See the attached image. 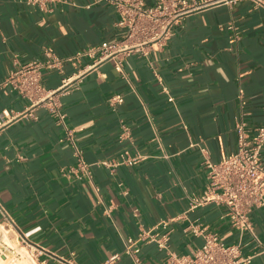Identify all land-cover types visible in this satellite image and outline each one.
Listing matches in <instances>:
<instances>
[{
	"label": "crops",
	"instance_id": "0c3cea01",
	"mask_svg": "<svg viewBox=\"0 0 264 264\" xmlns=\"http://www.w3.org/2000/svg\"><path fill=\"white\" fill-rule=\"evenodd\" d=\"M118 21L106 1L0 0V222L29 233L44 264H134L126 241L141 232L143 264L188 254L205 233L227 243L241 237L225 204L190 203L207 187L208 162L236 150L242 110L251 130L264 124V7L200 6L163 44L134 50L121 65L67 59L123 38ZM34 61L53 63L41 69L39 102L6 81ZM164 219L168 249L150 240L166 231L156 227ZM251 221L243 253L264 264V207ZM14 231L6 235L21 244Z\"/></svg>",
	"mask_w": 264,
	"mask_h": 264
},
{
	"label": "built area",
	"instance_id": "2783aa9c",
	"mask_svg": "<svg viewBox=\"0 0 264 264\" xmlns=\"http://www.w3.org/2000/svg\"><path fill=\"white\" fill-rule=\"evenodd\" d=\"M106 1L112 5L119 14L118 25L125 28L123 38L120 40L104 41L99 45L91 46L87 50L77 51L68 60H77L84 56L96 58V62L117 58L121 65L124 55L134 50H140L143 46H152L155 43L163 44L170 35L172 26L183 15L204 5H211L221 1L232 0H157L154 5H148L146 0H94ZM256 4L264 7V0H254ZM147 53V52H146ZM120 56V57H119ZM55 63V62H54ZM56 63L60 64V61ZM53 63L34 61L21 66L6 81L17 88L21 94L32 102H39V95L44 92L41 83V69L51 66ZM62 90L70 83L69 78L63 80ZM55 92L50 93L51 97ZM47 96V97H48ZM122 102V96L113 98ZM243 109L244 102L241 104ZM55 112L63 119L64 114L55 109ZM246 112L242 110L241 118L236 123L238 134L236 150L222 158L220 162H208L209 173L207 187L202 195L191 199V207L204 205L210 202L223 203L227 206L226 216L231 224L239 229L240 240L227 243L217 233H205L203 244L188 254L170 252L166 264H252L253 254L243 253V235L248 231L253 235L251 214L255 207H264V124L251 130L245 119ZM76 155L80 162L86 165L81 158V150L76 148ZM136 157L124 156L123 162L135 163ZM171 219H164L156 226L166 231L162 235L153 234L151 241L157 242L162 249H168V230ZM1 229L8 234L12 230L17 234L23 247L27 248L29 257L36 264L45 262L37 261L36 250L32 251L29 233H22L16 225H5L0 222ZM193 231L201 233L203 230L197 225L191 226ZM141 232L138 238L129 237L126 241V250L134 257V264H143L138 253L140 247L137 242L146 237ZM4 236V233H2ZM255 237V236H254ZM264 247V245H263ZM264 251V249H263ZM22 252L16 250L5 240L1 241L0 258L10 264L22 257ZM1 264V263H0ZM64 264H77L73 260L64 261ZM104 264H108L105 262Z\"/></svg>",
	"mask_w": 264,
	"mask_h": 264
},
{
	"label": "rangeland",
	"instance_id": "374dc122",
	"mask_svg": "<svg viewBox=\"0 0 264 264\" xmlns=\"http://www.w3.org/2000/svg\"><path fill=\"white\" fill-rule=\"evenodd\" d=\"M2 233H5L4 229H1L0 227V248H1V241L5 240L8 244L12 245L16 250L22 252V257L21 258H17L14 262H11L10 264H36L28 255L27 253V248H22L23 244H15L13 243V241L6 235L2 236ZM24 252H23V251ZM0 263L1 264H6L7 262L3 261L2 258H0Z\"/></svg>",
	"mask_w": 264,
	"mask_h": 264
},
{
	"label": "bare ground",
	"instance_id": "6f19581e",
	"mask_svg": "<svg viewBox=\"0 0 264 264\" xmlns=\"http://www.w3.org/2000/svg\"><path fill=\"white\" fill-rule=\"evenodd\" d=\"M22 248H25V247H21V249H22ZM22 251H23V250H22ZM23 252H24V251H23Z\"/></svg>",
	"mask_w": 264,
	"mask_h": 264
}]
</instances>
